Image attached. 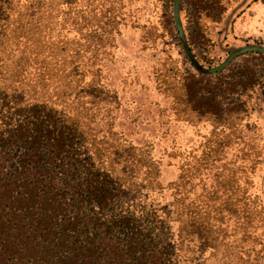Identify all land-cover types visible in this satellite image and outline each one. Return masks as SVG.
Listing matches in <instances>:
<instances>
[{
  "label": "trees",
  "instance_id": "trees-1",
  "mask_svg": "<svg viewBox=\"0 0 264 264\" xmlns=\"http://www.w3.org/2000/svg\"><path fill=\"white\" fill-rule=\"evenodd\" d=\"M181 3L172 11L177 38L203 69L192 51L202 17L218 22L223 11L198 6L185 29ZM55 6L0 0V264H206L209 253L227 264H264V209L249 183L239 200L241 233L229 240L222 219L210 215L221 211L190 196L194 166L183 161L177 178L163 184L152 145L130 138L137 121L122 116L118 95L103 83L109 60L93 49L94 12L84 18L77 0ZM239 73L236 84L216 88L236 96L214 119L230 135L233 119L248 112L240 98L264 97L262 72ZM202 81L175 71L178 86L165 88L173 93L165 133L179 119L190 124L191 114L209 121L222 112Z\"/></svg>",
  "mask_w": 264,
  "mask_h": 264
},
{
  "label": "rangeland",
  "instance_id": "rangeland-1",
  "mask_svg": "<svg viewBox=\"0 0 264 264\" xmlns=\"http://www.w3.org/2000/svg\"><path fill=\"white\" fill-rule=\"evenodd\" d=\"M46 1L56 7L55 3L67 0ZM173 4L175 0H77L84 18L88 19L91 11L95 15L91 26L99 29V39L93 49L98 59L109 60L108 69L103 72V83L118 95L122 116L137 121L129 126L133 133L130 138L138 144L152 145V157L161 160L163 184L175 180L178 167L183 161H189L197 177L190 196L198 202H207L213 210L219 209L221 213L211 212L210 215L222 219L225 233L229 240H234L231 235L241 233L236 225L246 181L249 193L258 196L255 202L264 209V97L258 99L250 94L240 98L248 112L240 114L241 119H233L235 130L230 135L215 124L214 119L218 121L225 116L231 107L230 99L236 96L226 95L216 88L236 84L239 72L264 74V59H257L258 54L264 56V53L248 52L235 57L219 73L223 78H213L212 75L218 74L209 70L245 47H264V0H182L181 18L185 29L188 15L198 6L208 8L214 15L219 12L217 7L223 11L218 22L202 17V32L193 45V54L206 72L192 66L179 44L172 18ZM106 23L114 32L103 27ZM85 25L89 29V23ZM68 36L72 39L75 33ZM176 70H189L203 80V84L207 83V87L216 92V103H220L222 112L211 115L209 121L191 114L190 124L184 122L186 119H179L165 133L163 123L167 118L165 120L164 114L171 113L173 105V93L165 88L169 83L178 86L174 82ZM209 255L206 264H227L221 255ZM233 264L246 263L239 258Z\"/></svg>",
  "mask_w": 264,
  "mask_h": 264
},
{
  "label": "water",
  "instance_id": "water-1",
  "mask_svg": "<svg viewBox=\"0 0 264 264\" xmlns=\"http://www.w3.org/2000/svg\"><path fill=\"white\" fill-rule=\"evenodd\" d=\"M179 1L180 0H175V8L178 7ZM248 52L264 53V47H251V46H249V47H245V48H243L237 52H234L228 57V59L225 63L221 64L218 67H214V68L210 69L209 73H215V72H219V71L223 70L235 57L246 54ZM191 59L194 62V58L191 57ZM201 71L206 72L204 68L203 69L201 68Z\"/></svg>",
  "mask_w": 264,
  "mask_h": 264
}]
</instances>
